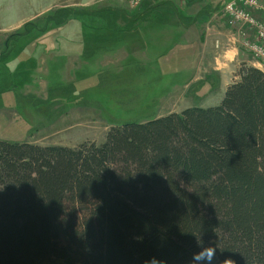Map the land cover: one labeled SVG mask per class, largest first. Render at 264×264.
I'll return each mask as SVG.
<instances>
[{"label": "trees", "instance_id": "16d2710c", "mask_svg": "<svg viewBox=\"0 0 264 264\" xmlns=\"http://www.w3.org/2000/svg\"><path fill=\"white\" fill-rule=\"evenodd\" d=\"M236 76L216 106L99 144L0 141V264H184L207 246L213 264H264V73Z\"/></svg>", "mask_w": 264, "mask_h": 264}, {"label": "rangeland", "instance_id": "374dc122", "mask_svg": "<svg viewBox=\"0 0 264 264\" xmlns=\"http://www.w3.org/2000/svg\"><path fill=\"white\" fill-rule=\"evenodd\" d=\"M159 2L179 8L180 19L168 4L152 9ZM256 2L253 7L243 0L222 5L221 16L230 46L239 42L240 49L264 66L251 49L257 26H264V0ZM210 6L208 0H0V55L9 51L0 59V141L75 146L91 134L93 141L82 142L99 144L112 126L143 123L188 107L218 105L220 93L206 95L208 85L201 91L202 84H188L200 48L186 29L197 13L195 23H205L212 16ZM75 11L83 14L73 15ZM239 11L249 13L254 22L237 17ZM142 12L146 14L134 19ZM257 44L264 47L261 40ZM85 48L96 53L91 61L96 77L72 84L76 91H66L79 98L57 102L48 94L51 85L61 87L60 82L72 78L64 71L62 78V65L69 69L78 65L76 59L68 65L65 55ZM241 64L247 65L225 67L213 90L234 83L233 73ZM30 73L33 90L22 84ZM62 112L69 121L63 123Z\"/></svg>", "mask_w": 264, "mask_h": 264}, {"label": "crops", "instance_id": "0c3cea01", "mask_svg": "<svg viewBox=\"0 0 264 264\" xmlns=\"http://www.w3.org/2000/svg\"><path fill=\"white\" fill-rule=\"evenodd\" d=\"M208 1L211 3L209 10L210 12H212V16L211 17L207 16L206 18L207 20L205 21V23H202L201 25H199L195 23L196 18L200 17L199 16L200 13H197L196 15L193 16L192 21L190 22L191 25L186 29L187 30L186 33L192 35V42H195L196 45H198L200 48L199 49L200 57L198 61L199 63L195 65L196 67L194 68V71L192 70L188 84H189V87H192L194 84L197 86L199 84H202V88L200 87L201 91L204 88V84H206L208 85V88L206 89V91H204L206 95H208V93H213L214 95V93L217 92V93H220L221 96L223 97L224 92L229 85L222 86L220 88V91H218V89L213 90V85L219 80H222L221 78L224 75L225 67L232 66L236 68L237 65H239L240 63H246L248 66L257 68L264 73V66L257 63V61H255V59L252 58L249 53L248 55L242 49H240L241 45L239 42L238 44L240 46L236 44L234 41H233L234 46L232 47L230 46L228 42V31L229 30L227 29L224 18L221 16L222 2L226 0H208ZM206 10L208 11V9ZM175 15H177V18L180 19L181 13H180L179 8H178V12H175ZM179 23L182 24L181 20H179ZM217 43H218V47L216 48L215 45ZM226 46H229V47L226 48ZM65 57L69 61L68 65L70 64V62L72 63L74 59H76V63H78V65L74 69H72V67L71 69L65 68V65H62L63 66L61 68L62 78L64 76V72H69L68 75L72 76V78L70 80H67V83L60 82V83H63L61 87H55L58 84L51 85V87L52 88L54 87V88L52 90H48V94H50L51 92L53 94L52 98H56L57 102L58 101L64 102L66 99L71 98L72 96H76L77 98H79L80 96L75 95V93H69V94L67 93L71 92L72 90H75V91L77 90L76 88L74 89L73 87V85L76 82H80V81L85 82L86 80L91 81V77L95 78L97 75L95 63L93 66L91 65V61L93 62L96 60V53L93 49L85 48L79 54H74V55L66 54ZM44 63L45 61L42 60L41 65L42 64L44 65ZM25 67H28L31 69V67L29 66H25ZM43 71L46 73L48 71V68L46 66H43ZM30 72L32 73V69ZM31 73L29 76L26 77L25 83H22V84L25 87H28L29 89L33 90V86H31V84L33 83V79L31 78L32 76ZM236 74H237L236 72L233 73V79L235 81L238 79ZM7 86L10 88V84H7ZM48 87L49 86L47 84L46 88L48 89ZM48 94L46 93L47 97H48ZM216 105H208V107H213ZM170 113H179V111L178 112L170 111L169 113H166L165 115L170 114ZM59 114L64 116L62 120L63 123H65L66 121H69L68 120L69 118L66 117V114L64 112L59 113ZM91 137H93L91 136V134L88 136L85 135L83 140L88 139V140L93 141L94 137L93 139H91ZM102 139L103 138L101 137V140ZM83 140L79 141L77 145L80 144ZM37 145H62V146L72 147V145L64 144V143H51V144L37 143Z\"/></svg>", "mask_w": 264, "mask_h": 264}, {"label": "built area", "instance_id": "2783aa9c", "mask_svg": "<svg viewBox=\"0 0 264 264\" xmlns=\"http://www.w3.org/2000/svg\"><path fill=\"white\" fill-rule=\"evenodd\" d=\"M234 1L235 0L226 1L224 3V7L231 5V3ZM243 2L250 5L251 7H253L257 3L256 0H243ZM237 17L243 18L245 21H248L250 23L254 22L249 13H244L242 11H239L237 13ZM257 33H258V37H256V39H255V41H256L255 44L251 45V49H252V52L255 55V57H257L261 60H264V47L257 44V41H259V40H261L264 43V26L259 24L257 26Z\"/></svg>", "mask_w": 264, "mask_h": 264}, {"label": "clouds", "instance_id": "9594fccd", "mask_svg": "<svg viewBox=\"0 0 264 264\" xmlns=\"http://www.w3.org/2000/svg\"><path fill=\"white\" fill-rule=\"evenodd\" d=\"M215 256V249L211 246L202 247L198 252H194L191 257L187 258L184 264H191L192 259L199 258L201 264H213ZM146 264H164L163 261L157 260L155 257L151 258Z\"/></svg>", "mask_w": 264, "mask_h": 264}, {"label": "bare ground", "instance_id": "6f19581e", "mask_svg": "<svg viewBox=\"0 0 264 264\" xmlns=\"http://www.w3.org/2000/svg\"><path fill=\"white\" fill-rule=\"evenodd\" d=\"M195 86V85H194Z\"/></svg>", "mask_w": 264, "mask_h": 264}]
</instances>
